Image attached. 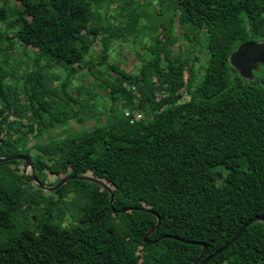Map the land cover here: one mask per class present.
I'll list each match as a JSON object with an SVG mask.
<instances>
[{
	"label": "trees",
	"instance_id": "16d2710c",
	"mask_svg": "<svg viewBox=\"0 0 264 264\" xmlns=\"http://www.w3.org/2000/svg\"><path fill=\"white\" fill-rule=\"evenodd\" d=\"M11 1L17 6L6 16L1 4ZM94 2L102 0H0V23L7 27L0 28V54L8 55L16 39L37 52L36 61L67 73L54 88L39 64L18 87L0 77V156L29 155L37 177L56 171L60 179H101L113 190L117 210L147 207L161 216L150 240L171 235L206 243L209 257L249 220L264 217V67L250 82L230 64L242 44L264 38V0H173L168 39H154L138 72L107 62L105 42L101 60L88 66L92 90L73 96L71 79L94 46ZM175 17L185 41L205 40L202 53L171 50ZM101 66L108 67L106 76ZM127 112L143 118L132 123ZM102 115L104 125L38 143L35 152L27 146L71 120ZM10 163L25 166L0 163L9 167L0 171V264H194L202 252L173 239L145 244L157 218L114 214L110 194L82 181L74 182L95 189L77 225L65 228L49 218L17 229L24 180L32 181ZM208 264H264V224L247 228Z\"/></svg>",
	"mask_w": 264,
	"mask_h": 264
},
{
	"label": "rangeland",
	"instance_id": "374dc122",
	"mask_svg": "<svg viewBox=\"0 0 264 264\" xmlns=\"http://www.w3.org/2000/svg\"><path fill=\"white\" fill-rule=\"evenodd\" d=\"M96 5L97 3L94 2V14L90 28L94 31L90 36L94 46L90 55L85 59L84 67L71 79L68 88L73 96L82 91L83 87L92 90V86L86 78L89 76L88 66L97 64L101 60L105 42H107V62L119 65L130 72H138L145 58L149 57L148 54L154 39L159 35L164 41L168 39L164 33L169 35L172 20L177 12L173 0H102L101 4L97 5L100 7L97 8ZM1 6L5 8L6 16H12L17 5L15 1H11L2 3ZM0 28L4 32L7 27L4 23H0ZM13 33L14 31L11 30L10 36ZM111 34L114 35L113 38H111ZM172 34L174 38H177L176 40L172 39L174 41L171 50L174 53L187 51L188 53L194 52L196 55L203 52L205 40H202L197 46L195 45L196 47L185 41L183 30H181L176 17ZM12 47V51L8 55L0 54V77L6 76V84L18 87L20 79L39 71L38 64L42 66V73L45 77L52 80L51 87L54 88L66 80L67 73L63 69L49 67L48 61L45 59L36 61L37 52L33 48L24 46L16 39L13 40ZM97 69L104 72L105 76L109 73L106 66L97 67ZM113 75L114 72L111 73V76ZM54 77H57L55 82ZM94 91L99 94V98H106L105 91L98 89H94ZM119 112L123 113V108H120ZM105 118V115L99 118H88L84 123L75 119L71 120L67 127H59L39 140H31L27 146L35 152V145L38 143L47 144L52 139L65 137L69 133L104 125ZM17 165L19 167L15 163H10V167L18 170V173L21 174L25 166L23 163ZM8 168V164H3L0 166V171ZM38 176L40 182L46 186H55L62 180L56 171H46V175L39 174ZM24 183L27 186V193L24 200V211L20 215L17 229L24 227L34 229L42 220L49 218L54 219L65 228L77 225L80 222L82 210L91 202L90 192L95 189L94 186L72 181L59 190L50 192L42 190L32 182L24 180Z\"/></svg>",
	"mask_w": 264,
	"mask_h": 264
},
{
	"label": "water",
	"instance_id": "95a60500",
	"mask_svg": "<svg viewBox=\"0 0 264 264\" xmlns=\"http://www.w3.org/2000/svg\"><path fill=\"white\" fill-rule=\"evenodd\" d=\"M230 64L231 67H233L238 74L245 80H248L250 82L255 81L258 79L256 76L257 72H260L262 70V67H264V38L261 41H248L244 44H242L232 55L230 56ZM11 161H22L25 163V167L23 170V174L28 177L33 184H35L37 187L41 188L42 190L54 192L59 190L62 186L67 184L69 181H82V182H88L91 184H95L97 186H100L102 189L106 190L110 194V208L113 211L114 214H127L131 212H143L154 215L158 222L157 224L151 228L146 235L144 236V243L148 245L157 244L162 239H173L176 241H182L186 244H192L194 246L202 247V252L197 258V260L194 262V264H208L212 260L216 259L218 256L225 253L227 249H229L232 245H234L244 234L247 228L252 226L255 223H263L264 224V217L262 216H256L249 220L238 232V234L234 237V239L231 240L230 243H228L226 246H224L222 249L218 250L216 253L212 254L211 256L207 257L208 254V245L206 243L202 242H188L186 240L179 239L177 237L168 235L160 238L159 240L152 241L150 240V237L158 230V228L161 225L162 218L161 216L154 212L153 210L142 207V208H134V207H127L120 210H117L115 208V199L116 196L111 189L105 182H103L101 179H98L93 176L89 175H68L64 177L57 185L55 186H46L42 184L39 180V178L35 175V169L33 167V160L29 155H23V154H14L9 156H0V163H6Z\"/></svg>",
	"mask_w": 264,
	"mask_h": 264
},
{
	"label": "built area",
	"instance_id": "2783aa9c",
	"mask_svg": "<svg viewBox=\"0 0 264 264\" xmlns=\"http://www.w3.org/2000/svg\"><path fill=\"white\" fill-rule=\"evenodd\" d=\"M127 117H131L133 116V118L131 119V122H137V120H140L143 118V116L141 114H139L138 112H135L134 115L129 114V112L126 113Z\"/></svg>",
	"mask_w": 264,
	"mask_h": 264
}]
</instances>
